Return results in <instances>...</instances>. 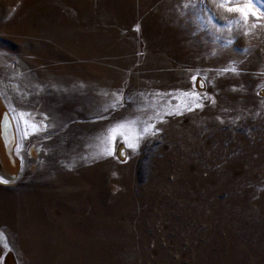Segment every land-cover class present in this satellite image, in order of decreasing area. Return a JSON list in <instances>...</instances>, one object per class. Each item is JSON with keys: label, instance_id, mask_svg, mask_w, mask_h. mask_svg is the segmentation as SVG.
Returning a JSON list of instances; mask_svg holds the SVG:
<instances>
[{"label": "rangeland", "instance_id": "obj_1", "mask_svg": "<svg viewBox=\"0 0 264 264\" xmlns=\"http://www.w3.org/2000/svg\"><path fill=\"white\" fill-rule=\"evenodd\" d=\"M217 2L0 0V264H264V26ZM197 71L215 103L97 155ZM19 111L47 130L24 139Z\"/></svg>", "mask_w": 264, "mask_h": 264}, {"label": "snow or ice", "instance_id": "obj_2", "mask_svg": "<svg viewBox=\"0 0 264 264\" xmlns=\"http://www.w3.org/2000/svg\"><path fill=\"white\" fill-rule=\"evenodd\" d=\"M194 6L191 4H184L183 7ZM216 7L224 9L227 13L235 14L236 22L241 24L242 26H249L250 18L252 28H256L261 25L260 22L264 21V0H218L216 3ZM213 17L209 18V23H211ZM232 23V21H229ZM219 30V29H217ZM247 31L245 35H247ZM231 43V41H229ZM215 55V53H212ZM224 73H237V68L235 66H228L218 70L217 75H223ZM191 81V87L188 90H180L177 89L175 91L180 92V97H177L173 94L172 91L167 92H156L150 94L153 96V99L164 101L159 104V108H156V105H153L155 109L153 114L148 117L146 121H144V126L137 130L136 123L139 119H128L127 117L116 120L114 123H110L107 128L103 129L102 132L97 136V139L101 141L102 144H107V147L101 148V151L97 153V155L103 156H111L113 154V141H117L122 143L127 148L131 149L133 152L139 146V142L142 139H145L147 136L152 135L155 136L160 129L156 127L158 123H164L165 116L172 115H180L182 111H193L194 109H202L204 105V101H208L209 103H215L212 100L211 96L203 93L202 91H197V88H204V80L205 77L200 75V72L197 71L196 74H193L189 77ZM235 91V89H233ZM260 93L258 92L257 95ZM104 96L111 97L110 103H108L105 107L101 109V113L109 112L111 109L112 112L118 111L120 108H123L125 103H132L131 100L125 101L123 89L109 92H104ZM141 97H144V93H139ZM184 98V102L181 104V99ZM176 101V104H173L172 101ZM137 111H144V107L137 105ZM13 112H16V109H12ZM19 117V122L23 125V138L27 139L30 135H35L41 131H46L48 128V124L46 121L48 120V116L39 113L41 119L37 121L35 119V115L31 112L19 111L17 113ZM7 117H5L6 119ZM108 116L103 114L97 117V120H107ZM219 120V117H217ZM151 121V122H149ZM223 123V121H220ZM20 146L17 145V151H19ZM123 155V152L120 153ZM8 181L2 177H0V183H7ZM0 241L4 243V246L7 247V241L5 239V234L0 233Z\"/></svg>", "mask_w": 264, "mask_h": 264}]
</instances>
